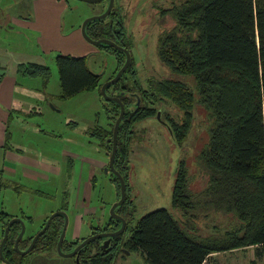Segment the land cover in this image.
I'll use <instances>...</instances> for the list:
<instances>
[{
    "label": "trees",
    "instance_id": "1",
    "mask_svg": "<svg viewBox=\"0 0 264 264\" xmlns=\"http://www.w3.org/2000/svg\"><path fill=\"white\" fill-rule=\"evenodd\" d=\"M116 9L112 7L105 18L89 21L85 31L92 39H111L130 53V63L119 80L105 87L108 94L117 95L125 106L118 126L113 165L126 184L125 200L115 212L127 224L136 212L127 193L130 144L136 124L157 113L150 98H165L183 112L180 120L169 116L164 119L178 143L184 141L190 131L195 104L208 111L211 122L207 143L196 157L197 173H190L184 159L179 160L175 170L171 207L179 210L185 221L181 222L164 207L151 210L131 227L123 247L140 250L148 264H202L210 253L264 246V0H181L162 10L173 23L157 35V59L171 72L192 76L197 98L184 82L171 77L149 79L144 90L135 79L134 84L125 81L126 77H134L135 62L131 54L132 41L125 36L122 23L117 21ZM98 45L114 52L118 70L125 61V53L106 43ZM86 61L87 55L59 53L55 56L60 98H70L101 85L100 75L92 72ZM16 71L24 76H41L46 83L50 67L36 62L19 63ZM115 90L120 92L112 93ZM137 90L141 92L135 93ZM110 103L112 107L107 108V112H112L110 129L95 128V137L102 142L108 140L105 145L108 155L113 124L120 110L117 102L110 100ZM9 140L7 131L5 145ZM197 174L199 179H196ZM110 175L118 199L119 180L114 174ZM196 180L198 188L193 189L191 183ZM65 207L61 209L66 210ZM209 213L231 215L239 224L223 233L202 235L197 230V220ZM0 218H5L2 237L4 226L12 216L0 211ZM63 222L62 215L54 217L28 254L55 250ZM120 224L118 219L109 216L103 226L95 227L92 232L116 230ZM19 231L20 224L13 222L2 248L3 256L12 264H16L12 254ZM121 234L111 237L107 247L103 246L107 237L94 239L75 257L81 264H114L117 250H121L117 248ZM33 235H23L19 248L25 249ZM80 241L64 238L61 250L71 251ZM17 264H23L22 260ZM250 264L257 262L252 260Z\"/></svg>",
    "mask_w": 264,
    "mask_h": 264
},
{
    "label": "rangeland",
    "instance_id": "2",
    "mask_svg": "<svg viewBox=\"0 0 264 264\" xmlns=\"http://www.w3.org/2000/svg\"><path fill=\"white\" fill-rule=\"evenodd\" d=\"M181 0H113V7L117 8V21L123 26L125 36L132 41L131 54L135 62L134 77L129 76L125 81L134 84L144 90L147 89L149 79H162L171 77L184 82L193 90L195 98L197 91L192 76L171 72L170 69L159 61L155 49V37L164 29H168L173 21L168 15L164 16L162 10L178 4ZM109 0H100L90 3L84 0H52V8L57 11L58 29L57 42L49 51H42L38 37L42 36L40 28L43 22H37L36 26H20L14 22L25 20L34 21L33 0H0V26L9 32H3L0 36V45L8 43V51H5L7 70L16 69L12 63L36 62L50 67L49 79L45 83L41 76L23 79L18 73V88L27 91L24 101H33L29 109L34 107L32 114L16 113L22 120L21 128L13 131L18 136L20 148L28 156L31 151L38 162L44 164L38 166V170H44L49 178H39L32 181L29 176L18 178L16 198L13 193L4 199L0 211L6 212L12 217H23L25 232L36 231L41 228L46 218L58 208L66 207L67 226L64 238L68 241L82 240L90 235L94 228L103 226L109 219L110 207L118 200L117 189L110 172L104 168L108 164L109 155L106 153V142L95 137V128L109 130L111 123L112 107L109 100L101 92L102 86L117 72V60L112 50L103 45L93 44L86 40L81 33L82 22L93 15L105 11ZM163 18L164 23H161ZM109 18H107L108 20ZM116 28V26H115ZM0 31H2L0 29ZM19 31V32H18ZM47 31V30H46ZM19 33V34H17ZM82 42L87 50V66L95 74L100 75V86L91 91H82L70 98H60L61 85L59 73L55 63V56L59 53H77L67 46ZM61 44L59 46L58 44ZM4 52V47L1 48ZM69 51V52H68ZM155 66V67H153ZM113 75V76H114ZM128 73L126 74V76ZM107 86H110L107 85ZM32 93V97L29 95ZM120 92V91H119ZM113 91L112 93H119ZM137 90L135 93L139 94ZM123 93V92H121ZM108 94V91L106 92ZM109 95V94H108ZM157 111L154 117L146 118L136 124L135 135L130 144L129 176L127 180L128 197L136 206V212L130 223H126L125 230L118 240V246L123 249V240L130 236L131 227L145 213L164 207L178 220L185 221L182 213L171 207V191L175 170L178 162L184 159L190 173H197L196 157L199 151L206 145L208 129L211 125L209 113L202 106L195 104L192 108L193 120L190 131L184 141L178 143L174 138L169 124L164 120L167 116L180 120L183 112L165 98H150ZM134 101V100H133ZM132 104V103H131ZM25 105H28L25 103ZM32 110V109H31ZM27 112V108H24ZM160 112L161 117L160 118ZM15 125V123L13 124ZM19 126V125H18ZM46 161V162H43ZM104 162V164L102 163ZM20 170V166L9 163ZM90 164L95 165V171L90 170ZM94 167V166H93ZM20 175V174H19ZM94 176V181H90ZM62 176V185L58 181ZM196 179H199L198 174ZM21 183V184H19ZM47 183V184H46ZM88 185L87 194L85 192ZM199 182L191 183L193 189H197ZM33 187H32V186ZM40 188V193L35 188ZM63 191H66L65 193ZM2 198V197H1ZM90 205L89 215H84L81 222L75 225L74 214L83 213L82 202ZM2 200V199H0ZM1 203V201H0ZM5 203L7 205H5ZM4 206V207H3ZM89 207V206H88ZM6 208H8L6 210ZM81 210V211H80ZM30 216L34 222L30 223ZM5 218H0L1 225ZM30 219V220H29ZM239 222L231 215L221 213H209L197 220V230L202 235L211 233H223L237 226ZM30 229V230H29ZM75 229V230H74ZM1 239V238H0ZM252 247V246H251ZM247 247L245 251L257 247ZM259 247L256 250H264ZM263 248V247H262ZM21 249V248H19ZM12 254L14 263L22 260L27 263L41 264L39 256L48 258L47 264H77L75 256H62L55 250L44 253L21 254L14 248ZM128 252V253H127ZM245 252L243 256L234 253H218L208 258L205 264H250ZM23 256V258H22ZM57 259L59 261H57ZM257 259V257H256ZM264 261V260H263ZM0 264L4 262L0 261ZM114 264H148L144 261L140 250H117Z\"/></svg>",
    "mask_w": 264,
    "mask_h": 264
},
{
    "label": "crops",
    "instance_id": "3",
    "mask_svg": "<svg viewBox=\"0 0 264 264\" xmlns=\"http://www.w3.org/2000/svg\"><path fill=\"white\" fill-rule=\"evenodd\" d=\"M33 17L35 18L34 21H25L22 20L17 22H14V24H19L20 26H29L34 27L37 22H43V26L40 28V32L42 33V36L38 37V41L41 45V50L46 52L49 51L51 48H54L56 46L57 42V29H58V18H57V11L52 8V0H33ZM0 36L3 35V32H9V29L5 30L3 26H0ZM47 30V31H46ZM19 32V31H18ZM19 34V33H17ZM61 46V44H58ZM9 46L8 43L5 42V44L0 45V200L1 206L4 203V199L7 197H10L11 195L9 193H13V195L18 198L19 196L16 194V187L18 184V178L21 179V176L24 175L29 176L32 181L37 182L39 178H42L44 180H47L49 178V174L44 172V170H38V166H43L46 168V166L40 162L37 161V159L34 157L33 154H36V151L33 152L27 156L25 152L20 148V143L18 142V136L16 133H14L13 129L15 128L16 131L21 128L22 120L19 119L16 115V113H26L28 115L32 114L34 107H31L29 109V105H32L33 101H24L25 96H27L28 92L24 91L22 89L18 88L19 85V75L16 73V69H11V71L7 70V59L5 57V51H8L7 47ZM4 47V52L1 51V48ZM73 48L77 53H67L75 56H83L85 55L83 52L85 49L87 50V47L80 42L76 45H70L67 46L66 49ZM69 52V51H68ZM18 61L16 63H12L13 67H17ZM23 79H30L29 76H20ZM29 95L31 96L32 93L29 92ZM32 97V96H31ZM27 103L28 105H25ZM24 108H27V112L24 111ZM263 112H264V105H263ZM21 122V124H20ZM15 123V125H13ZM19 125V126H18ZM7 131L10 132V140L9 143L5 145L6 143V136ZM33 153V154H32ZM9 163H14L15 166H20V170H17V168ZM43 162H46L43 160ZM104 164V162H102ZM94 166V167H93ZM90 170L95 171V165L90 164ZM20 174V175H19ZM93 176V175H92ZM58 181L60 182V185H62V182L64 183V180L62 181V176H58ZM21 184V183H19ZM47 184V183H46ZM88 183L86 185V194L88 189ZM32 186V185H31ZM63 187L65 185H62ZM33 187V186H32ZM66 187V186H65ZM35 192L38 194L41 192L40 188L34 187ZM64 192V191H63ZM2 197V198H1ZM5 205H7L5 203ZM89 206V207H88ZM4 207V206H3ZM82 208L81 210H84L83 213H75L74 214V223L77 225L79 221L83 219L84 215H89L92 213L90 208V205L86 203V198H84V202H82ZM8 208H6L7 210ZM61 208H58V210ZM62 210V209H61ZM80 210V211H81ZM86 210L91 211L90 213ZM65 211V210H64ZM89 213V214H88ZM21 217V215H19ZM33 216H30V223L34 222L32 219ZM23 219V217H21ZM24 220V219H23ZM43 224V223H41ZM2 226L1 225V233H2ZM30 230V229H29ZM75 230V229H74ZM37 231V230H36ZM36 231L30 230V233H34ZM31 233V234H32ZM1 238V235H0ZM1 240V239H0ZM252 246V247H251ZM247 247H261L260 249H264V246L259 245H251ZM245 248H239V249H233L227 252H215L210 253L205 261L202 264L208 263V258L213 254L218 253H234L235 255L243 256L244 253L249 251L251 254L247 256V258L250 260H255L257 264H264V250H256L253 248L252 250L245 251ZM263 247V248H262ZM38 253H44V252H38ZM29 255V254H27ZM257 257V259H256ZM39 260L41 264H47L48 258L45 256H39ZM57 261H59L57 259ZM34 260L31 261V264H33ZM53 264H57L58 262L52 260ZM25 263H27V257L25 258Z\"/></svg>",
    "mask_w": 264,
    "mask_h": 264
},
{
    "label": "water",
    "instance_id": "4",
    "mask_svg": "<svg viewBox=\"0 0 264 264\" xmlns=\"http://www.w3.org/2000/svg\"><path fill=\"white\" fill-rule=\"evenodd\" d=\"M84 1L90 2V3H94V2H98L100 0H84ZM112 7H113V0H109V3L107 5L105 11H103L100 14H96V15H93V16H90V17L86 18L81 24V33L86 38V40H88L89 42H91L93 44L106 43V44H109L110 46H112L114 48L122 50L125 53V55H126V58H125V61H124L123 65L117 70L116 74L108 82H106L101 88V92H102L103 96H105V98L107 100L115 101L120 106L119 114L116 117V119L114 121V124H113V132H112V137H111L112 144H111V152H110V155H109L108 164L104 168L105 172H110V173L114 174L115 176H117V178L119 180L120 197L110 207V216L112 218L118 219L121 222L120 227L118 229H116V230L100 231V232H96L94 234H91L88 237L82 239L71 251L64 252V251L61 250V245H62V242L64 240L65 230H66L67 220L68 219H67L66 212L64 210L59 209V210H56V211L52 212L46 218L44 225L33 235L29 245L25 249H19L18 244H19V241H20V239L22 238V236H23V234L25 232V225H24V221H23V219L21 217L15 216V217L10 218L6 222V224L4 226V230H3V235H2L1 240H0V259L2 260V262H4V264H12L8 259H6L3 256L2 248H3V245H4V243H5V241H6L7 237H8L9 229H10L12 223L15 222V221L20 224V231L18 232L16 238L14 239V248L16 250H18L21 254H27V253H29L32 250V248L34 247L37 239L48 229L52 219L54 217H56L57 215H62L64 217V222H63V225H62V228H61V231H60L57 243H56V250H57V252L59 254H61L62 256H66V257L75 256L76 253L84 245L88 244L90 241H92L94 239L101 238V237H107V239H105L104 243H103V246L107 247L111 237L118 236L125 230L126 220L120 214L115 212V208L118 205H121L124 202V200H125L126 184H125V181H124L122 175L114 168V165H113L114 156H115V153H116V150H117L118 126H119V123H120V121L122 120V118L124 116L125 106H124L123 102L121 101V99L117 95H112V94L108 95V94H106L105 87L107 85L113 84V83H115L116 81L119 80V78L121 77L122 73L126 70V68L128 67V65L130 63V53L127 50V48L116 44L111 39H108V38L92 39L86 34V31H85L86 24L89 21L94 20V19L105 18L111 12ZM157 116H159V111H157ZM75 260H76L77 264H81V263L78 262L77 257H75Z\"/></svg>",
    "mask_w": 264,
    "mask_h": 264
},
{
    "label": "flooded vegetation",
    "instance_id": "5",
    "mask_svg": "<svg viewBox=\"0 0 264 264\" xmlns=\"http://www.w3.org/2000/svg\"><path fill=\"white\" fill-rule=\"evenodd\" d=\"M157 35H158V34H157ZM157 35H156V37H155V49H154L153 56L155 55V50H156V46H157ZM156 57H157V56H156ZM153 67H155V66H153ZM43 225H44V224H43ZM37 231H38V230H37ZM37 231H36V232H37ZM36 232H34V234H35ZM94 233H95V232H91L90 235H91V234H94ZM123 249H125V248L123 247ZM123 249L121 248V250H123Z\"/></svg>",
    "mask_w": 264,
    "mask_h": 264
}]
</instances>
